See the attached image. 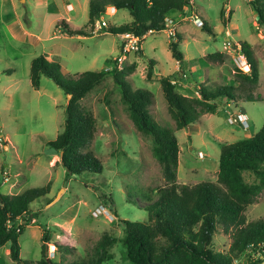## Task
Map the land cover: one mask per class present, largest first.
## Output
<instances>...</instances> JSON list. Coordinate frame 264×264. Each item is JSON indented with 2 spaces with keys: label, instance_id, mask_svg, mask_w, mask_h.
<instances>
[{
  "label": "rangeland",
  "instance_id": "374dc122",
  "mask_svg": "<svg viewBox=\"0 0 264 264\" xmlns=\"http://www.w3.org/2000/svg\"><path fill=\"white\" fill-rule=\"evenodd\" d=\"M193 1L196 11L192 8L181 14L178 28L174 26L179 29L183 72L171 56V38L166 31L146 34L141 42L143 53L126 54L122 64L136 65L128 76L132 87L149 89L154 95L150 106L153 117L174 128L160 79L171 76L175 90L187 96H198L195 89L199 84L209 89L236 85L235 67H243L238 43L246 42L252 48L259 70L254 88L257 100L219 102L214 113L202 114L197 121L174 132L179 146L177 182L188 185L216 181L221 145L250 137L264 122V27H259L249 0ZM88 3L89 0H0V193L18 194L50 182L46 197L30 205L32 211L38 210L36 220L19 236L20 257L32 264L40 259L44 226L51 231L52 241L60 240L72 248L62 257L51 247L48 257L66 262L86 258L102 235L117 239L123 236V220L146 221L147 210L142 205H149L165 184L161 164L153 155L152 140L134 125L110 74L79 101L95 118L96 130L87 149L101 161L102 172H83L65 180L60 153L46 144L63 129L68 98L45 76H41L38 89L32 87V58L46 55L59 62L68 75L77 76L87 70L111 69L121 53L122 41L117 35L89 31L85 36H69L55 27L60 18L67 19L73 27L88 26ZM15 15L17 24L12 22ZM170 15L177 17V12ZM200 15L213 28L215 37L201 29ZM102 17L111 25L131 20L128 10L111 12L109 7ZM215 51L224 53L221 61L207 59L206 55ZM149 59L155 64L148 78ZM229 111L246 113L249 126L243 129L228 123ZM242 175L245 182H255L252 173L244 171ZM46 198L51 202L46 204ZM97 209L100 213H95ZM263 216L264 190L245 209L248 222ZM230 240V233L219 225L212 246L215 251H223ZM109 253L111 258L105 264H131L120 242L113 244ZM247 263V255L239 261ZM0 264H16L10 258L8 245L0 247Z\"/></svg>",
  "mask_w": 264,
  "mask_h": 264
},
{
  "label": "trees",
  "instance_id": "16d2710c",
  "mask_svg": "<svg viewBox=\"0 0 264 264\" xmlns=\"http://www.w3.org/2000/svg\"><path fill=\"white\" fill-rule=\"evenodd\" d=\"M248 2L257 16L259 27H264V0ZM194 4L193 0H89L88 26L73 27L69 21L60 18L55 27L69 36H85L92 32L94 21L105 14L106 8L113 6L116 10H128L131 20L119 25L107 23L102 31L117 36L124 32L143 36L162 32L169 12L182 11L186 7L192 9ZM199 18L201 29L215 37L213 28ZM179 41L180 35L175 30L168 48L183 72L184 56ZM238 48L247 65L245 68L235 67L236 85L209 89L206 84H199L195 89L199 95L187 96L175 90L171 76L160 79L174 128L160 124L153 117L150 106L154 95L149 89L132 87L128 76L135 70V64L124 65L121 69L115 65L109 70H87L72 76L59 62L46 55L32 58L29 75L33 88L38 89L41 76H45L65 95L70 94L65 106L63 129L53 140L46 142L61 153L65 180L83 172L101 173L103 170L99 158L87 149L96 130L95 118L79 101L108 74L119 88L134 125L151 138L153 155L161 164L165 179L153 201L142 205L147 210L146 221L123 220V236L117 239L102 235L86 258L66 262L48 257L51 247L62 257L71 253L72 248L60 240L52 241L51 231L44 226L40 236V259L35 264H105L111 258L110 247L117 242L122 244L124 256L131 264H237L235 260L241 261L246 255L247 264H261L264 259V216L248 222L245 209L264 190V122L250 137L221 145L216 181L194 185L177 182L179 146L175 130L197 121L202 114L214 113L219 102L257 100L254 88L259 81L258 60L248 43L240 42ZM141 49L133 53H142ZM206 56L208 60L221 61L224 53L215 51ZM154 64L155 61L149 59L148 78ZM244 171L252 173L255 182H245ZM49 191L50 182L18 194L0 193V247L8 245L10 258L16 264H32L20 257L19 236L38 216V210L32 211L31 203L46 197ZM50 202L46 198V204ZM219 225L225 233H230L231 238L228 248L223 251H215L212 246Z\"/></svg>",
  "mask_w": 264,
  "mask_h": 264
},
{
  "label": "built area",
  "instance_id": "2783aa9c",
  "mask_svg": "<svg viewBox=\"0 0 264 264\" xmlns=\"http://www.w3.org/2000/svg\"><path fill=\"white\" fill-rule=\"evenodd\" d=\"M165 25L166 28L164 31H166V34L168 35L169 38H172L174 36L175 33V29H174V22L173 20L166 16L165 17ZM107 25V21L103 19V17L101 16L99 19H96L94 21L93 24V29L92 32L93 33H99V31L101 32L102 29ZM146 35L143 36H137L133 33L130 32H124L122 34L119 35V39H121L122 41V45H121V53L120 55L115 59L116 62V67L118 69L122 68V64L126 58V54L128 53H133L137 50H139L141 48V42L142 40L145 38ZM172 36V37H171ZM241 54V61L243 63V67L240 68H245L246 67V59L244 57V55L242 53ZM228 106H231V104H228ZM227 121L230 124H238L239 126H241L243 129L246 128L245 126H249L248 124V117L246 115V113L241 112V111H229L228 115H227ZM7 180V179H6ZM100 209H103V207H101ZM100 209H97L95 211V213H100ZM105 210V209H103ZM256 256V255H255ZM240 260L236 259L235 262L238 264ZM261 264H264V259L261 262Z\"/></svg>",
  "mask_w": 264,
  "mask_h": 264
},
{
  "label": "crops",
  "instance_id": "0c3cea01",
  "mask_svg": "<svg viewBox=\"0 0 264 264\" xmlns=\"http://www.w3.org/2000/svg\"><path fill=\"white\" fill-rule=\"evenodd\" d=\"M68 8L69 9H71L72 8V5L70 4V3H68ZM13 7V6H12ZM109 8H110V11L111 12H114V11H116V9L113 7V6H109ZM193 10V9H191V8H184L182 11H175V12H177V17H172L171 15H170V13L172 12H169L167 15H168V17H170L172 20H173V22H174V26H176L177 28H178V25H177V23L179 22L178 20L181 18V17H183V15H181V14H184V13H187L188 11H190V10ZM194 10L196 11V9L194 8ZM228 11V10H227ZM7 15H9L8 13H6V17H7ZM103 16V15H102ZM180 16V17H179ZM9 17V16H8ZM179 17V18H178ZM200 17L203 19V17H202V15H200ZM16 20V15H15V19L12 21L13 23H16L17 24V22H14ZM67 20V19H66ZM17 21H18V19H17ZM57 21V20H56ZM68 21V20H67ZM129 22V21H128ZM70 23V22H69ZM11 27V26H10ZM11 30H12V28H11ZM14 31V30H13ZM164 31V30H163ZM177 32L179 31V29L178 30H176ZM15 32V31H14ZM107 33V32H106ZM148 34H150V33H148ZM147 34V35H148ZM179 34V33H178ZM119 37V36H118ZM180 42V41H179ZM179 47H180V45H179ZM141 51H142V49H141ZM143 53V52H142ZM173 58V57H172ZM126 59V58H125ZM176 64H178V62H176ZM178 68H179V64H178ZM218 109V108H217ZM259 130V129H258ZM257 130V131H258ZM255 133V132H254ZM253 133V134H254ZM252 134V135H253Z\"/></svg>",
  "mask_w": 264,
  "mask_h": 264
},
{
  "label": "water",
  "instance_id": "95a60500",
  "mask_svg": "<svg viewBox=\"0 0 264 264\" xmlns=\"http://www.w3.org/2000/svg\"><path fill=\"white\" fill-rule=\"evenodd\" d=\"M67 98H68V100H69V98H70V94L67 95ZM60 155H61V153H60Z\"/></svg>",
  "mask_w": 264,
  "mask_h": 264
}]
</instances>
